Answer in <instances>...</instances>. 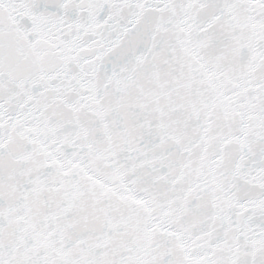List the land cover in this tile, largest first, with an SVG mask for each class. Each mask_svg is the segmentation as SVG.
I'll return each mask as SVG.
<instances>
[{"label":"snow or ice","instance_id":"snow-or-ice-1","mask_svg":"<svg viewBox=\"0 0 264 264\" xmlns=\"http://www.w3.org/2000/svg\"><path fill=\"white\" fill-rule=\"evenodd\" d=\"M0 264H264V0H0Z\"/></svg>","mask_w":264,"mask_h":264}]
</instances>
